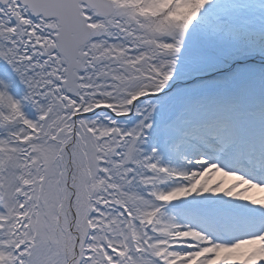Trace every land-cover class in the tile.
Listing matches in <instances>:
<instances>
[{"label":"snow or ice","instance_id":"6c2138e0","mask_svg":"<svg viewBox=\"0 0 264 264\" xmlns=\"http://www.w3.org/2000/svg\"><path fill=\"white\" fill-rule=\"evenodd\" d=\"M0 264H264V0H0Z\"/></svg>","mask_w":264,"mask_h":264}]
</instances>
